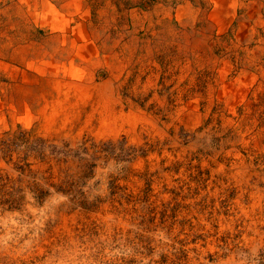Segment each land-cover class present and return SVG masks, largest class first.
I'll return each instance as SVG.
<instances>
[{"label": "rangeland", "instance_id": "1", "mask_svg": "<svg viewBox=\"0 0 264 264\" xmlns=\"http://www.w3.org/2000/svg\"><path fill=\"white\" fill-rule=\"evenodd\" d=\"M204 23L199 31L209 27ZM180 37L183 44V29ZM178 41L165 42L162 50L152 45L163 69L159 81L149 84L158 67L153 57L150 64L128 65L119 81L126 110L154 112L165 128L161 134L149 127L136 134L125 127L116 137L98 134L96 118L86 123L90 102L81 105L69 131L46 136L39 105L31 104L34 120L28 123L26 110L11 97L12 85L0 90V264H264V90L249 98L250 109L238 108L236 119L250 114L241 121L252 126L241 140L239 126L226 121L225 105L216 98L210 103L209 86L217 83L208 69L174 90L170 72L183 61L175 54ZM214 41L211 54L225 55ZM102 69L109 78L110 70ZM194 93L203 124L194 131L184 122L171 124L180 98L188 101ZM205 130L209 137H202ZM242 161L248 184L234 173ZM106 212L130 225L116 224L108 234ZM72 239L80 245L76 252Z\"/></svg>", "mask_w": 264, "mask_h": 264}, {"label": "bare ground", "instance_id": "2", "mask_svg": "<svg viewBox=\"0 0 264 264\" xmlns=\"http://www.w3.org/2000/svg\"><path fill=\"white\" fill-rule=\"evenodd\" d=\"M174 3L175 0H0L1 94L4 87L12 85L11 97H16L26 110L28 123L34 120L31 104L39 105L37 114L43 119L46 136L53 131H69L79 117L81 105L90 102L92 110L86 123L89 126L96 118L98 134L116 137L125 127L132 134L146 127L161 134L165 128L154 112L140 107L126 110L119 81L128 65L150 64L152 57L158 67L151 69L149 84L159 81L163 69L153 56L154 49L162 50L165 42L172 40L175 44L179 38L175 54L183 61L178 64L177 59L178 67L170 72L174 90H179L187 77L195 78L203 68L208 69L217 83L209 86L210 103L216 98L225 105L227 123L239 126L237 133L241 140L245 139L252 126L241 120L250 114L236 119L238 108L245 104L250 109L249 98L264 90V0H206L207 7L212 6L210 13L200 0H179L177 7ZM204 22H209V27L199 31ZM224 36L225 43L221 41ZM213 39L223 45L227 55L211 54L209 43ZM145 67L140 68L142 74ZM102 68L110 70L109 78L105 79ZM5 78L10 79L9 84L4 83ZM199 97L194 93L188 101L180 98L176 113H170L171 124L180 121L192 131L198 129L205 116ZM161 106L167 108V103ZM4 120L0 117V124ZM204 136L209 137L206 130ZM237 166V180L248 184L246 163L242 161ZM262 193L260 189L254 192L256 202L260 203ZM242 209L249 217V211ZM113 214L101 216L108 234L116 224L130 225ZM72 242V251H78L79 242ZM69 248L63 252L69 254Z\"/></svg>", "mask_w": 264, "mask_h": 264}]
</instances>
